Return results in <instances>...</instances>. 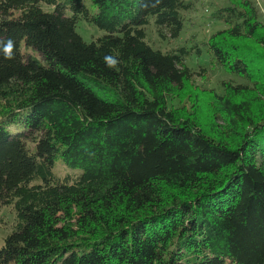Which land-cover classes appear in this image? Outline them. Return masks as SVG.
<instances>
[{
  "label": "trees",
  "instance_id": "obj_1",
  "mask_svg": "<svg viewBox=\"0 0 264 264\" xmlns=\"http://www.w3.org/2000/svg\"><path fill=\"white\" fill-rule=\"evenodd\" d=\"M192 6L0 0V264H264V22L230 0L207 40L156 46L147 26L177 38ZM203 50L243 78L206 110Z\"/></svg>",
  "mask_w": 264,
  "mask_h": 264
},
{
  "label": "rangeland",
  "instance_id": "obj_2",
  "mask_svg": "<svg viewBox=\"0 0 264 264\" xmlns=\"http://www.w3.org/2000/svg\"><path fill=\"white\" fill-rule=\"evenodd\" d=\"M90 0H87L89 2ZM193 6L190 9L184 10V27L177 38H163L159 35L156 27L153 24L147 26L148 36L154 41L156 46L164 49L178 45H189L195 41L207 40L213 32L226 26V23L213 16V12L220 6L229 4L230 0H192ZM259 9L260 19L264 22V0H254ZM45 9H53L52 5L43 4ZM77 31L88 41L96 39L103 35L106 31L94 23L80 18L77 23ZM24 51L28 48L23 44ZM32 51V49H30ZM187 62L194 70L198 71L194 76L193 84L195 91H200V103L203 110H206L212 99L211 92L203 89L214 88L218 92L224 91L223 81L234 80L236 82L243 81V78L229 73L223 66L212 63L209 54L203 50L201 55L196 53L188 56ZM201 72V73H200ZM193 93L187 91L183 93L181 98H173L175 105L186 103L191 106V98ZM221 121V120H220ZM1 214L4 215L6 222L0 224V246L4 242V237L13 228L14 211L11 206L5 205L1 209Z\"/></svg>",
  "mask_w": 264,
  "mask_h": 264
},
{
  "label": "clouds",
  "instance_id": "obj_3",
  "mask_svg": "<svg viewBox=\"0 0 264 264\" xmlns=\"http://www.w3.org/2000/svg\"><path fill=\"white\" fill-rule=\"evenodd\" d=\"M11 47H12V45H11V42L9 41L8 45H7L6 48H5V52L8 53V54H10V52H11Z\"/></svg>",
  "mask_w": 264,
  "mask_h": 264
}]
</instances>
